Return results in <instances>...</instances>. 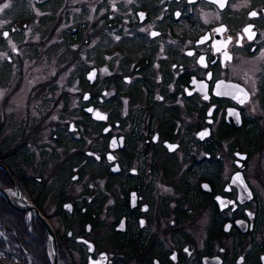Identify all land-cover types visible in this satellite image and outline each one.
Here are the masks:
<instances>
[{"label": "flooded vegetation", "instance_id": "obj_1", "mask_svg": "<svg viewBox=\"0 0 264 264\" xmlns=\"http://www.w3.org/2000/svg\"><path fill=\"white\" fill-rule=\"evenodd\" d=\"M40 1L42 10L51 2ZM87 1L76 14L61 1L48 19H75L71 42L65 37L70 52L82 45L86 59L102 46L99 63L70 83L80 86L79 106L69 109L65 92L62 113L26 116L46 117L37 134L43 152L23 142L0 149L9 175L0 171L11 181L2 178L0 187L14 198L18 190L50 224L59 264H264V0H228L223 10L208 0ZM249 25L252 39L243 31ZM221 27L227 31L217 34ZM227 37L231 43H218ZM125 41L153 58L129 57ZM237 174L243 184L233 182ZM18 213L33 221L38 251L31 255L21 230L0 257L52 264L44 224L32 211Z\"/></svg>", "mask_w": 264, "mask_h": 264}, {"label": "rangeland", "instance_id": "obj_2", "mask_svg": "<svg viewBox=\"0 0 264 264\" xmlns=\"http://www.w3.org/2000/svg\"><path fill=\"white\" fill-rule=\"evenodd\" d=\"M61 1L64 9L71 8L75 14L77 8L79 9V3L89 2L87 0H51L42 10L39 8V4L42 3L40 0H0V9H3L0 11V103L6 105L1 107L0 104V109L3 108L8 116L2 117L7 120V123L0 135V149L4 154L10 153L18 143L23 142L22 144L27 146L31 152L40 156L43 148L39 147V143L46 140L44 137H37V134L44 123L40 120H45L46 117L26 116L48 113V111L62 113L65 106V101L62 100L66 99L62 94L65 92L70 93L69 109L78 108L80 86L78 87V83L71 85L70 83L75 82L79 74L85 71L87 65L97 64L100 61L101 56L98 48L102 46L88 49L90 57L86 59H84L86 47L82 45L79 47V52L68 51L67 38L71 42L70 37H67L68 26L73 25L75 19L71 16L68 20L64 19L63 21L58 17L54 21L48 20L53 14L51 10L57 9L58 3ZM4 4H8L9 7L3 8ZM36 18H41L42 22ZM22 20L26 24H22ZM13 29L15 32L12 33ZM6 31L10 32L7 39L3 37V32ZM78 42L79 40L75 41L76 44ZM107 47L105 45V48ZM124 47L129 57H152L151 52L142 46H135L125 41ZM73 56L76 58V62L71 66L67 58L72 59ZM9 58L12 59L10 63L8 62ZM8 92L9 95H7ZM59 100L61 102L57 103ZM76 108L75 111L80 113ZM249 108L251 110L253 106H249ZM75 111L70 113H75ZM1 121L3 122V120ZM4 139L7 144L5 142L1 144ZM27 170L31 173H38V171H32L30 167ZM52 172L53 169L46 170L45 185L50 182ZM34 193L37 192L34 191ZM0 205H2L1 202ZM3 213L2 211L0 215L7 217ZM18 219V223H21L23 227L21 230L26 236V243L31 245L29 249L32 255L38 251L37 247H34L33 238H31V236L33 237L31 232L34 231L33 221L31 218L23 216ZM9 231L3 224L0 226L1 252L6 250L7 254H10L9 251L15 248L14 238L11 233H8ZM15 253H17V249ZM15 255H13V259H18Z\"/></svg>", "mask_w": 264, "mask_h": 264}, {"label": "snow or ice", "instance_id": "obj_3", "mask_svg": "<svg viewBox=\"0 0 264 264\" xmlns=\"http://www.w3.org/2000/svg\"><path fill=\"white\" fill-rule=\"evenodd\" d=\"M129 2H131V0H129ZM189 2H190V3H194L195 0H189ZM208 3H210V4H214V5H216L218 8H220L221 10H223V9L226 7V5L228 4V0H208ZM8 7H9L8 4H4V5H3V8H8ZM2 10H3V9H0V11H2ZM139 15H140L141 19H143V15H144V14H143V13H140ZM176 15L179 16L180 13H176ZM249 15H250L251 18H256V17L258 16V13L255 12V11H253V12H250ZM251 29H252V25H249V26H247V27L243 30L244 33L248 34V38H249V39H252V38H254V36H255V33H253V32L251 31ZM141 31H145V29H141ZM225 31H227V29L224 28V27H221L220 29H217V30H216L217 34H222V33L225 32ZM3 35H4V38L7 39V37H8V33L5 32ZM150 35L153 36V37H155V36H157V35H159V34L156 33V32H152V33H150ZM205 39H207V38H205ZM242 39H243V37H238V38L236 39V46H242V44H241V40H242ZM202 42H203V41H202ZM231 42H232V37H227V38H226V41H219L218 43L225 44V46H226L227 43H231ZM220 51H221V49L217 47V48H216V52H220ZM187 54H188L189 56L194 55L193 52H188ZM223 55H224L227 59H229V60L231 59V57L228 55V53H227L226 51L223 53ZM198 63H200V64H201L202 66H204V67H207V64L205 63V58H204L203 56L199 57V59H198ZM213 63H215V61H213ZM105 71H107V70L105 69ZM94 75H95V73L90 74L89 79H91ZM209 78H211V74H210V73H209ZM193 84H197V81H196L195 79L193 80ZM198 87H199L200 90H203V89H206V88H207V85L204 84L203 82H199ZM219 87H220V85L218 84V85H217V89H219ZM241 91H242V90H241ZM188 94L191 95V92H189ZM216 94H217V95H220L221 93H220L219 91H217ZM84 99H88V96H85ZM204 99H205V100L208 99L207 94L204 95ZM241 103H243V101H241ZM88 111H89V112H92L93 110H92L91 108H89ZM209 115H211V112L209 113ZM230 115H236V117H237V122H239V115H238L237 113L230 112ZM96 117H97L98 119H106V117L102 116L100 113H96ZM210 122H211V121H210ZM207 134H208V133H207L206 131H205V132H201V133H200V136H201V138H203V137L206 136ZM113 143H115V141H113ZM169 147H171V146H169ZM97 159H99V157H97ZM109 159L111 160V159H113V157L109 156ZM237 180H239L240 183L243 184V181H242V179L239 177V174H237V176L233 178V182L235 183ZM248 197L251 198V193H250V192L248 193ZM218 199H219V198H218ZM173 259H175V257H173ZM94 264H96V262H94Z\"/></svg>", "mask_w": 264, "mask_h": 264}, {"label": "water", "instance_id": "obj_4", "mask_svg": "<svg viewBox=\"0 0 264 264\" xmlns=\"http://www.w3.org/2000/svg\"><path fill=\"white\" fill-rule=\"evenodd\" d=\"M4 33L5 32H3V34ZM6 33H8V36L10 35L9 31H6ZM3 37H4V35H3ZM92 73H95V71H92L90 74H92ZM90 80H91V82H93L94 81L93 77ZM96 113H99V112H97V111L94 112L93 117H96ZM0 168H2L9 175L8 169L4 165L0 164ZM0 198H2L10 207L14 208L15 210L32 211L36 214L38 220L40 222H42V224H44V226L46 227V230L49 234V237H50L51 241L54 243L53 244L54 252H53L52 264H59L57 246H56V242H55V235H54V232L52 230V227L43 217L40 216V214H39L38 210L35 208V206L29 200H25L24 197L21 195V193L18 190L16 191V198H14L10 195L9 191H6V190H3L2 188H0ZM0 264H23V263L9 261V260H6V259H3L0 257Z\"/></svg>", "mask_w": 264, "mask_h": 264}, {"label": "trees", "instance_id": "obj_5", "mask_svg": "<svg viewBox=\"0 0 264 264\" xmlns=\"http://www.w3.org/2000/svg\"><path fill=\"white\" fill-rule=\"evenodd\" d=\"M23 23L22 24H26V22L24 20H22ZM0 178H5L6 180H8L9 184H11V181L8 179L7 176H5V174L0 171ZM6 186H8V184H6ZM0 202L2 205H0V213H2V211L4 212L3 214L7 215V217L1 216L0 217V225H4L5 228L9 229L10 231L8 233H11V235L13 236V238H16V235L18 237L21 236V223H18L19 221V217L22 216L21 213H18V211H15L14 209H12L11 207H9L7 205V203L5 201H3L2 199H0ZM10 259L11 256H9Z\"/></svg>", "mask_w": 264, "mask_h": 264}, {"label": "bare ground", "instance_id": "obj_6", "mask_svg": "<svg viewBox=\"0 0 264 264\" xmlns=\"http://www.w3.org/2000/svg\"><path fill=\"white\" fill-rule=\"evenodd\" d=\"M13 32H15V30H14ZM13 32H12V33H13ZM92 110H93V109H92ZM8 172H9V171H8ZM0 188H1V187H0ZM0 250H1V240H0ZM1 258H2V257H1Z\"/></svg>", "mask_w": 264, "mask_h": 264}]
</instances>
